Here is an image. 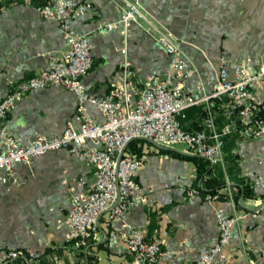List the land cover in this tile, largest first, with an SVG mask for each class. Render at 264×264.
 Returning a JSON list of instances; mask_svg holds the SVG:
<instances>
[{"label": "crops", "instance_id": "crops-1", "mask_svg": "<svg viewBox=\"0 0 264 264\" xmlns=\"http://www.w3.org/2000/svg\"><path fill=\"white\" fill-rule=\"evenodd\" d=\"M124 1L143 15L128 30L117 23ZM79 5L81 13L69 25L89 38L93 66L82 81L96 96L106 95L120 81L122 49L138 81L168 69L171 59L157 43V31L170 34L193 66L201 74L207 73L185 81V89L194 95L200 82L214 80L220 54L231 61L264 62V0H89L88 7ZM108 24H114L113 29L108 30ZM67 48L60 24L43 18L34 0H0V100ZM259 99L264 102V84ZM225 105L226 99L221 98L190 108L181 120L182 128L201 130L208 113L216 127H222ZM75 111L71 92L47 87L26 94L5 124L25 145L38 134H62ZM88 115L97 123L102 121L91 109ZM145 142L137 184L138 195L146 201L136 199L127 220L148 240L157 232L168 231L162 238L158 264H197L199 252L218 240L216 208L226 216L234 212L241 216L225 250L226 264H264V260L249 263L244 252V248L264 244V142L245 140L237 133L228 136L222 147L223 162L208 164L199 179L196 164L162 152L192 157L185 149L178 152ZM15 178L13 184L8 174L0 172V250L37 254L38 261L30 264L130 263L132 255L118 240L122 223L110 220L106 213L84 250L68 245L62 222L72 205L69 186L82 192L93 181L92 170L68 150L47 152L16 166ZM242 185L254 196L238 197L235 208L229 199L207 202L201 195H187L188 189L210 186L221 192L229 190L234 199Z\"/></svg>", "mask_w": 264, "mask_h": 264}, {"label": "built area", "instance_id": "built-area-1", "mask_svg": "<svg viewBox=\"0 0 264 264\" xmlns=\"http://www.w3.org/2000/svg\"><path fill=\"white\" fill-rule=\"evenodd\" d=\"M34 1L43 18L60 24L68 48L60 56L51 57L43 70L18 83L0 100V172L8 174L14 184L16 166L28 164L47 152L68 150L93 174L86 190L75 192L69 186L72 205L62 222L67 229L68 245L77 251L84 250L94 239L99 220L106 213L110 220L122 223L118 240L132 255L129 264H158L162 238L168 231L157 232L148 240L141 229L127 220L132 203L136 199L146 201L138 195L137 184L145 155L128 153L127 146L135 140L165 147L183 144L186 155L215 165L223 162L222 147L228 136L237 133L245 140L264 142V102L259 99L264 62L231 61L220 54L214 80L200 82L194 95L185 89V81L207 73L201 74L193 66L170 34L157 31V43L171 59L168 69L138 81L125 57L126 50L122 49L120 81L112 84L106 95L96 96L82 81L93 66L89 38L69 25L81 13L79 3L88 7L89 0ZM138 19H143V15L137 7L124 1L117 23L128 30ZM113 27L114 24L106 26L108 30ZM47 87H62L75 96L74 117L66 122L62 134H38L30 143L21 145L8 130L5 119L26 94ZM221 98L226 99L223 111L226 122L222 127L217 128L213 115L208 113L201 130L182 128L181 120L190 108ZM90 109L100 114V123L88 115ZM261 152L264 157V145ZM187 195L198 196L200 192L191 188ZM203 199L207 202L229 199L233 208L236 206L229 190L205 194ZM214 211L218 240L199 252L197 264H226L229 259L225 250L233 240L241 216L236 212L226 216L217 208ZM244 252L249 263L264 260V244L244 248ZM38 259L37 254L26 250H0V264H30Z\"/></svg>", "mask_w": 264, "mask_h": 264}, {"label": "trees", "instance_id": "trees-1", "mask_svg": "<svg viewBox=\"0 0 264 264\" xmlns=\"http://www.w3.org/2000/svg\"><path fill=\"white\" fill-rule=\"evenodd\" d=\"M146 144V142L144 140H135V141H132L131 143H129V145L127 146V149L126 151L128 153H132V154H135L137 156H140L141 153H142V148H143V145ZM164 153H168V154H172L176 157H179V158H183V159H187L191 162H193L194 164H196L197 166V173H198V179L200 177H202V175H204L207 171L206 167L208 166V162L202 158H199V157H195V156H192V157H184V156H180L179 154H176L170 150H165V151H162ZM195 189H198L199 192H200V195L203 197L205 194H214L216 192H219L221 189L220 188H215V187H211L210 186H207V187H204V188H201L199 186H196ZM254 194L252 193L251 189L248 187V186H245V185H242L239 190H238V193L237 195L234 197L233 200H235L234 202L237 203V200H238V197H243V198H251L253 197Z\"/></svg>", "mask_w": 264, "mask_h": 264}, {"label": "rangeland", "instance_id": "rangeland-1", "mask_svg": "<svg viewBox=\"0 0 264 264\" xmlns=\"http://www.w3.org/2000/svg\"><path fill=\"white\" fill-rule=\"evenodd\" d=\"M169 148L172 149V150L180 152L181 150L185 149L186 146L183 145V144H177V145H174V146L169 147Z\"/></svg>", "mask_w": 264, "mask_h": 264}, {"label": "water", "instance_id": "water-1", "mask_svg": "<svg viewBox=\"0 0 264 264\" xmlns=\"http://www.w3.org/2000/svg\"><path fill=\"white\" fill-rule=\"evenodd\" d=\"M181 49V48H180ZM150 143H152V142H150ZM152 144H154V143H152ZM155 146H157L158 148H161V149H164L163 147H161V146H159V145H156V144H154ZM126 149V148H125Z\"/></svg>", "mask_w": 264, "mask_h": 264}]
</instances>
